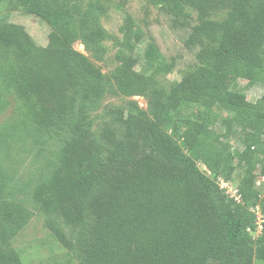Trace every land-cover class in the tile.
I'll list each match as a JSON object with an SVG mask.
<instances>
[{
    "label": "trees",
    "instance_id": "obj_1",
    "mask_svg": "<svg viewBox=\"0 0 264 264\" xmlns=\"http://www.w3.org/2000/svg\"><path fill=\"white\" fill-rule=\"evenodd\" d=\"M248 6L249 0H239L226 18L207 19L192 28L185 46L200 47L197 65L154 104L152 120L139 128V142L132 141L129 131L131 137L121 143L113 130H102L105 168L120 162L124 169L108 181H86L63 207L69 223H80L84 208L78 200L96 189L87 202L92 222L81 264H250L251 253L240 243L246 230L254 228L248 207L255 205L263 222L253 255L264 262V197L259 198L255 187V165L260 162L255 156L264 164V92L254 102L245 94L248 86L264 87V7L252 17ZM26 10L48 21L42 5ZM8 29L0 25V45H14L20 51ZM29 51L39 55L38 70L27 74L25 81L13 75L10 89L18 100L26 101L31 126L44 132L58 123L81 135L80 124L88 122L87 104L105 91L100 70L55 32L49 34L45 48L31 44ZM240 81L245 85L239 86ZM77 98L82 103L74 123L67 116ZM57 102L60 109L53 111ZM4 104L0 96V113ZM213 124L239 134L243 156L249 157L237 188L241 203L226 200L216 187L217 179L227 178L231 167L225 166L227 144L221 136L205 132ZM128 142L133 146L125 153ZM146 149L148 153L140 156ZM90 158L96 157H88L77 142L64 152L70 169L90 164ZM43 193L40 188L36 200L47 211L51 198ZM4 216L13 221L9 211ZM10 260L20 264L14 253Z\"/></svg>",
    "mask_w": 264,
    "mask_h": 264
},
{
    "label": "rangeland",
    "instance_id": "obj_2",
    "mask_svg": "<svg viewBox=\"0 0 264 264\" xmlns=\"http://www.w3.org/2000/svg\"><path fill=\"white\" fill-rule=\"evenodd\" d=\"M165 1L0 0V25L9 27L8 35L21 47L16 51L14 45H0V96L5 103L0 113V264H12V253L20 264H81L92 222L87 202L96 189L91 188L78 200L84 208L80 223H69L63 207L70 204L86 181H108L124 169L120 162L105 168L107 152L102 130H113L121 143L131 135L133 142H139V128H146L152 120L154 104L197 65L195 56L200 47L185 46L192 28L207 19L226 18L239 0ZM35 5L43 6L48 21L27 12ZM263 7L264 0H249L247 10L257 17ZM51 32L67 41L103 75L104 94L87 104L88 122L80 124L81 135H74L58 123L48 131H37L25 113V100H18L10 89L13 75L23 76L25 81L27 74L38 70L39 55H32L30 46L45 48ZM245 83L240 81L239 86ZM263 92L259 84L245 90L250 102ZM80 99L75 100L67 116L74 123L80 115ZM54 107L53 111L59 110L60 103ZM205 132L221 136L227 144L225 166L231 170L227 178L220 180L237 189L249 162V157L243 156L239 134L234 136L219 124L208 125ZM73 142L79 143L88 157L96 158H90V164L82 167L68 168L64 152ZM132 146L128 142L125 153ZM144 153L148 150L140 156ZM262 159L255 156V161H260L255 165L260 199L264 197V183L256 184L263 171ZM199 168L205 169L201 163ZM216 187L226 200L241 203L233 200L221 183ZM40 188L44 197L51 198L47 211L36 200ZM256 206L248 207L254 228L246 230L240 244L251 253L250 264H264L253 255L260 235ZM5 211L13 221L4 216Z\"/></svg>",
    "mask_w": 264,
    "mask_h": 264
},
{
    "label": "built area",
    "instance_id": "obj_3",
    "mask_svg": "<svg viewBox=\"0 0 264 264\" xmlns=\"http://www.w3.org/2000/svg\"><path fill=\"white\" fill-rule=\"evenodd\" d=\"M262 138H263L262 141H264V135ZM218 182L222 184V187L226 190L227 193H230V196L233 198V200H235L236 202L240 201V195L238 193V189L232 188L231 185H229V183L223 182L220 179H217V183ZM259 183H264V164H263V171L260 174V177H259L256 185L259 186ZM255 210L257 213V217H258L257 228L259 229V231H261V226H262V222H263V215L261 213L259 206H256Z\"/></svg>",
    "mask_w": 264,
    "mask_h": 264
}]
</instances>
